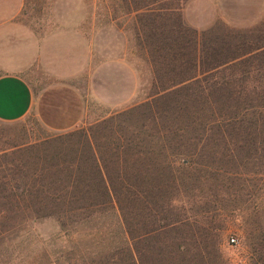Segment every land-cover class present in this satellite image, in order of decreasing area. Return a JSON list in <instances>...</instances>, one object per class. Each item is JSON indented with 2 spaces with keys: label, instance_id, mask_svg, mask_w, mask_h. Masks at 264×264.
Listing matches in <instances>:
<instances>
[{
  "label": "rangeland",
  "instance_id": "obj_1",
  "mask_svg": "<svg viewBox=\"0 0 264 264\" xmlns=\"http://www.w3.org/2000/svg\"><path fill=\"white\" fill-rule=\"evenodd\" d=\"M190 1L25 0L24 23L40 39L41 53L22 76L32 91L31 111L18 122H0V189L18 182L58 196L79 168L83 181L98 182L94 157L114 185L124 169H149L142 176L152 181L161 162L168 167L173 154H193L188 156L194 162L191 192L183 195L173 187L172 179L180 183L176 169L164 171V190L178 195L186 209L190 201L199 210L209 209L215 228L223 232L219 249L225 264H252L246 238L248 232L264 230V179L250 168L223 164L219 153L205 164L210 147L195 127L194 104L182 110L180 95L151 110L139 109L155 101V92L176 89L170 86L184 69L195 72L203 34L216 50L222 40L230 44L222 50L227 56L264 46V0H211L214 5L198 0L203 11L192 17L202 19L199 28L187 21ZM239 42L247 47L236 50ZM252 54L259 61L246 66L264 72V49ZM137 138L143 140L142 155L127 146ZM148 152L151 162H145ZM24 192L7 199L0 191V264H138L128 251L132 246L141 251L147 245L151 252L174 243L168 235L150 234L145 242L139 238L158 223L149 217L143 227L135 203L128 215L133 235L139 236L133 243L124 236L117 204L76 211L72 206L81 203L75 204V198L72 204H54L46 203L52 200L47 192ZM166 204L174 211L182 206L161 201ZM240 217L256 220L257 231ZM155 256L147 253L142 264H154Z\"/></svg>",
  "mask_w": 264,
  "mask_h": 264
},
{
  "label": "trees",
  "instance_id": "obj_2",
  "mask_svg": "<svg viewBox=\"0 0 264 264\" xmlns=\"http://www.w3.org/2000/svg\"><path fill=\"white\" fill-rule=\"evenodd\" d=\"M204 36L205 34L197 42L199 53H197V59L195 58V72L189 73L191 70L184 69L178 75L179 82L170 86H178L176 89L168 91V88L155 92V101L152 99L154 102L142 105L139 109L151 110L155 104L167 100L173 94L180 95L179 104L182 110H186L188 103L194 104L195 127L201 131V136L206 142L204 145L206 149L210 147L208 159L203 162L210 163L212 156L219 153L221 157L223 156L222 159H225L223 164H231L244 170L250 168L253 171L252 175L264 179V72H251L246 66L248 63L253 64L254 61H259V57L252 53L264 49V46L247 47L239 42V45L235 44L236 50L242 49L243 46L247 49L243 53L227 56L222 50L230 49V44L222 40L220 50H216L217 47L212 46ZM263 60L261 59V62ZM237 66H243L244 69L235 68ZM162 140H157L158 145L160 143L162 146ZM142 144L143 140L137 138L127 146L132 149L137 148V154L142 155ZM145 154V162L153 161L148 158L151 157L152 152ZM181 154H173L168 167L161 162V167H158L155 172L157 179L152 181L148 176H142L149 169L128 170V172L124 169L123 172L121 170L117 172L118 183L114 185L106 176L107 168L100 167L94 157L93 166L96 169H94L95 173L93 170V175L95 174L97 179L100 177L98 182L83 181L84 171L79 168L74 172L73 179L70 180L71 184L66 191L60 190L58 196L55 193L50 195L43 186L37 189L31 186L22 187L18 182L4 184L0 191L7 199H10V196H24V191L33 194L47 192L52 200L46 203H63V205L66 201L72 204L71 198H75V204L79 202L81 205L72 206V208L84 212H91L95 207H103L109 203L117 204L126 239L134 243L140 236L139 238L145 242L148 235L157 234V236L168 235L167 237L174 241L171 247L166 245L155 248L151 252L147 245H143L141 251L132 246L128 251L132 259L134 254L137 256L138 264H142L147 253H156L155 258L152 259L154 264H225L219 249L223 232L221 228H215L212 217L208 215L209 209L199 210V206L196 207L192 201L188 202L190 205L186 209L178 195L171 196L164 190L167 181L164 171L176 169L180 183L172 179L173 187L177 190L181 189L183 195L191 192L190 181L193 176L194 162L188 156L193 157V154H188L187 158L177 156ZM165 156L167 154L163 155ZM217 170H220L219 177H222L221 169ZM133 178L135 182L131 181ZM19 190H21L20 193H18ZM62 195L65 197L60 199ZM163 200L168 201L173 208L182 206L175 211L167 209V204L161 205ZM132 203L136 204L135 211L140 216L138 217L141 218L143 227L145 219L149 217L155 218L154 221L158 223V227L148 232L142 230V234L139 236L135 234V237L132 222L128 217L133 211V206L132 209L129 208ZM42 205L44 209V201ZM157 215L161 216L158 220ZM240 219L245 225L256 227L255 232L257 231L259 223L256 220L244 217ZM261 219V225L264 226V217ZM199 225L203 226L199 227ZM246 240L252 264H264V230L261 228L256 234L248 232ZM254 240L256 242H253Z\"/></svg>",
  "mask_w": 264,
  "mask_h": 264
},
{
  "label": "crops",
  "instance_id": "obj_3",
  "mask_svg": "<svg viewBox=\"0 0 264 264\" xmlns=\"http://www.w3.org/2000/svg\"><path fill=\"white\" fill-rule=\"evenodd\" d=\"M210 4L214 5V1ZM203 8L198 0L189 2L187 21L190 25L197 28L201 26L197 23L202 19L195 22L192 14L203 11ZM24 9L25 0H0L1 123L18 122L33 107L31 88L22 76L38 60L41 47L40 39L24 23Z\"/></svg>",
  "mask_w": 264,
  "mask_h": 264
},
{
  "label": "built area",
  "instance_id": "obj_4",
  "mask_svg": "<svg viewBox=\"0 0 264 264\" xmlns=\"http://www.w3.org/2000/svg\"><path fill=\"white\" fill-rule=\"evenodd\" d=\"M231 242L234 243V240H232Z\"/></svg>",
  "mask_w": 264,
  "mask_h": 264
}]
</instances>
